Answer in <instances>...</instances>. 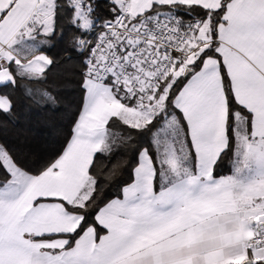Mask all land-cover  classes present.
Instances as JSON below:
<instances>
[{
  "label": "snow or ice",
  "instance_id": "snow-or-ice-1",
  "mask_svg": "<svg viewBox=\"0 0 264 264\" xmlns=\"http://www.w3.org/2000/svg\"><path fill=\"white\" fill-rule=\"evenodd\" d=\"M54 42L80 103L39 162L0 141V264H264V0H0V114Z\"/></svg>",
  "mask_w": 264,
  "mask_h": 264
},
{
  "label": "trees",
  "instance_id": "trees-1",
  "mask_svg": "<svg viewBox=\"0 0 264 264\" xmlns=\"http://www.w3.org/2000/svg\"><path fill=\"white\" fill-rule=\"evenodd\" d=\"M49 55L57 61L42 85L54 100L34 103L23 95L18 96L16 108L11 116L0 114V141L12 146L33 162L47 158L60 147L67 135L80 103L78 86L80 58L66 49L64 43L54 42ZM231 156H225L217 172L227 174ZM126 178V177H125ZM112 183L110 192H115Z\"/></svg>",
  "mask_w": 264,
  "mask_h": 264
},
{
  "label": "crops",
  "instance_id": "crops-1",
  "mask_svg": "<svg viewBox=\"0 0 264 264\" xmlns=\"http://www.w3.org/2000/svg\"><path fill=\"white\" fill-rule=\"evenodd\" d=\"M230 165H231V161H230ZM228 174V173H227Z\"/></svg>",
  "mask_w": 264,
  "mask_h": 264
}]
</instances>
